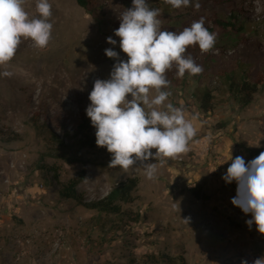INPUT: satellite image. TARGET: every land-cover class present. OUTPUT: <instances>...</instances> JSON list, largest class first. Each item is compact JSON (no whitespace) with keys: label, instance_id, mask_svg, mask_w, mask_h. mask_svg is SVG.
Segmentation results:
<instances>
[{"label":"rangeland","instance_id":"374dc122","mask_svg":"<svg viewBox=\"0 0 264 264\" xmlns=\"http://www.w3.org/2000/svg\"><path fill=\"white\" fill-rule=\"evenodd\" d=\"M97 1L103 23L76 0H49L53 29L48 46L20 43L14 59L0 67L13 73L0 76V264H151L150 257L169 258L172 264H253L264 257V234L255 224L249 228L251 214L232 204L237 182L222 177L237 156L247 164L264 152V84L243 107L219 72L225 56L243 61L247 54L264 51V0H199V10L193 6L196 0L180 9L146 0L160 9L162 31L180 32L201 17L211 28L219 12L234 16L245 29L217 35L208 53L196 47L201 74L185 73L180 79L175 67L166 72L170 86L163 90L171 92L166 103L182 108L197 134L187 152L158 164L154 180L146 179L139 163L127 171L109 168L112 154L106 148L67 151L57 143H69L67 134L92 125L86 114L89 94L97 79H110L118 62L105 50L129 59L114 32L133 0ZM36 4L26 0L24 5L33 19L39 18ZM110 36L115 46L107 43ZM200 86L214 95L211 114L196 101ZM90 135L96 143V129ZM83 170L76 190L86 200L138 178L135 201L124 209L139 213L141 222L125 227L115 217L62 198L63 185L79 179ZM195 191L209 199L198 198Z\"/></svg>","mask_w":264,"mask_h":264},{"label":"clouds","instance_id":"9594fccd","mask_svg":"<svg viewBox=\"0 0 264 264\" xmlns=\"http://www.w3.org/2000/svg\"><path fill=\"white\" fill-rule=\"evenodd\" d=\"M25 2L0 0V67L14 59L22 38L32 40L38 48L47 47L52 38L49 0H37L39 18L34 19L25 10ZM164 2L180 9L190 6L192 0ZM193 6L199 10L201 3L196 0ZM159 15L160 9L151 8L146 0H133V7L120 15V27L114 34L120 38L119 47L129 59L121 60L112 48L105 50L107 57L118 62L110 79L94 82L89 94L91 103L86 109L96 129L97 146L112 154L108 167L127 171L139 163L138 168L148 180L156 178L158 164L187 152L189 142L197 134L183 109L166 103L171 95L163 90L170 86L166 72L175 67L180 79L185 73L201 74L202 66L185 54L194 45L208 53L217 40L215 33L205 27L204 17L175 32L161 30ZM107 43L115 46L117 42L110 36ZM12 75L7 70L0 72L3 77ZM149 160L157 163H146ZM222 178L227 183L237 182L232 204L244 214H251L252 219L246 221L249 228L255 224L258 232L264 234V152L247 164L237 156ZM253 264H264V257L255 259Z\"/></svg>","mask_w":264,"mask_h":264},{"label":"trees","instance_id":"16d2710c","mask_svg":"<svg viewBox=\"0 0 264 264\" xmlns=\"http://www.w3.org/2000/svg\"><path fill=\"white\" fill-rule=\"evenodd\" d=\"M78 5L86 9L94 18L103 23L99 15L101 5L97 0H76ZM164 1V0H161ZM214 26L207 28L211 33L221 35L223 33L235 32L237 34L242 33L245 29L242 25L237 23V19L234 16L228 17L225 13L219 12L213 21ZM191 26V25H190ZM188 26V27H190ZM187 27V26H186ZM217 45V44H215ZM196 47L198 45L191 46L188 50V55H191L195 60L197 59ZM223 54V53H222ZM221 54V55H222ZM257 55L247 54L242 61L235 56H225V60L221 61L222 67L220 68L219 75L230 83V88L236 94V99L243 107L250 105L253 102L254 95L258 92L259 87L264 84V51L256 53ZM196 101L199 103L200 109L207 114H211L214 110L213 100L214 95L209 90L202 86L198 87L195 91ZM95 128L92 125H80V129L77 133L71 135L67 134V138L70 139L69 143H65L62 140H58L57 143L64 150H72L75 147H96L97 144L90 134ZM79 179H74L64 184L59 194L62 198L73 200L78 205L85 207L88 210H95L100 214H105L110 218H117L124 223L125 227H131L133 223L141 222V215L139 213H133L132 211L125 210L124 206L130 205L135 201L134 193L138 190L139 179L129 178L125 182L117 184L106 196L99 199L86 200L76 190V186L80 181L84 180L85 171H81L78 174ZM80 180V181H78ZM194 194L198 198L208 200L207 194L195 191ZM164 260H168L164 262ZM172 264L169 258L163 257L159 259L157 257H150L149 262L151 264Z\"/></svg>","mask_w":264,"mask_h":264},{"label":"bare ground","instance_id":"6f19581e","mask_svg":"<svg viewBox=\"0 0 264 264\" xmlns=\"http://www.w3.org/2000/svg\"><path fill=\"white\" fill-rule=\"evenodd\" d=\"M28 5V4H27ZM90 38V37H89ZM21 43H22V45H24L26 48H31V43H32V40H30V39H21ZM88 44V43H87ZM35 46V45H34ZM97 47H98V45H97ZM88 54V53H87ZM93 54V53H92ZM31 73H33L32 71H31ZM24 74H25V72H24ZM27 76L29 77L30 76V74L27 72Z\"/></svg>","mask_w":264,"mask_h":264}]
</instances>
